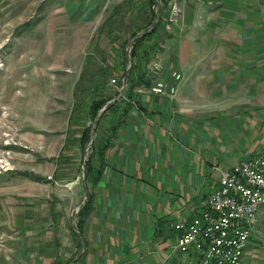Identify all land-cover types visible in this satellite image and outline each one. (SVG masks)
Returning a JSON list of instances; mask_svg holds the SVG:
<instances>
[{"label": "crops", "instance_id": "crops-1", "mask_svg": "<svg viewBox=\"0 0 264 264\" xmlns=\"http://www.w3.org/2000/svg\"><path fill=\"white\" fill-rule=\"evenodd\" d=\"M165 2L166 14L174 3L180 12L145 43L148 54L135 57L132 76L143 78L133 99L113 101L116 107L95 125L91 102L96 92L110 98L107 81L72 101L62 95L73 91L56 98L47 91L51 97L38 103L33 71L38 78L63 71L90 77L84 48L76 70L71 57L56 54L53 22L61 16L69 30L63 46L84 47L101 27L105 0H0V114L13 111L24 145L2 144L0 118V157L10 163L0 167L6 264H199L173 249L179 236L173 225L199 213L224 171L264 157V0ZM94 44L112 59L114 76H122L126 50L115 31L101 29ZM33 46H45V53L33 58ZM156 80L176 94H153ZM258 227L243 264H264Z\"/></svg>", "mask_w": 264, "mask_h": 264}, {"label": "built area", "instance_id": "built-area-1", "mask_svg": "<svg viewBox=\"0 0 264 264\" xmlns=\"http://www.w3.org/2000/svg\"><path fill=\"white\" fill-rule=\"evenodd\" d=\"M178 11L177 5H173L170 21ZM173 78L178 81L182 77L174 73ZM112 83L117 81L114 79ZM117 90L120 93L122 87ZM150 90L166 97L177 92L175 86L163 80H156ZM5 116L8 113L3 110L2 117ZM3 135L4 146H23L18 130L4 131ZM0 167L9 169L10 163L0 157ZM261 219L264 221V157L253 156L222 173L219 183L190 221L173 225L179 232L173 249L192 255L199 264H243L246 248Z\"/></svg>", "mask_w": 264, "mask_h": 264}, {"label": "rangeland", "instance_id": "rangeland-1", "mask_svg": "<svg viewBox=\"0 0 264 264\" xmlns=\"http://www.w3.org/2000/svg\"><path fill=\"white\" fill-rule=\"evenodd\" d=\"M126 1L128 0H105L106 3H104L105 9L103 11V20L101 21L102 23L101 27L95 28L92 31H90L92 34L88 38H86L88 39V43L84 47L80 46V48L76 47L77 45L63 46V43H61L62 39L66 36L69 30L62 28L63 24H62L61 16H59L61 14H58L59 18L55 22H53L54 27L58 26V29H59V30L54 29L53 31L54 36L56 37L55 41L57 42L59 39V43L58 44L55 43V46H54V49H56L55 52L57 51L56 54L60 56V59L63 58L67 60V59H70L71 57V59L73 60L72 68L76 70V66L77 65L79 66V63L76 62L77 60L76 57H80V53L82 52L84 48L83 52L81 53L82 54L81 59L82 60H85V58L89 59L86 64L89 65L87 66V70L91 76L90 77H78L76 76L77 74L73 73L71 74L72 75L71 77H65L62 75L64 73L63 71V72H58V73L55 72L52 79L38 78L36 77L35 72L33 71V102H38V103H41L42 101L45 102L46 98L51 97L50 94H46L47 91H52L53 97L56 98L57 96H60L58 95V91L63 90V89L64 90L67 89V91H73V93L65 92L62 95V96L71 95V97L73 98L71 99L72 101L74 100V98L76 99L78 91L84 89L83 92L88 93L91 89L100 86L105 81H107L106 85L108 87V90L110 91V94L108 96L111 98V101H109V103H113V101L117 102L118 100L124 98L125 90L124 92H122L121 90V92L118 93L117 87L119 86V87H122L123 89V79H124V76L127 74V70L129 66L131 67V63L129 62L125 75L123 74L121 76V74H119V75H116L115 77L113 73L114 68L112 70L110 66V62H112V59L109 60V58L106 57L105 54H103L102 52H99L98 46L94 44V39L96 40L97 35H99L101 29H104L107 27V28H110L111 30H114L118 38L121 39L122 42L124 43L126 54L130 58L131 52L133 49V40H134L133 35L136 32H139L138 36L143 35L144 32L141 30L147 28L149 24V19L147 18V15L144 13V10L140 9V4L142 0H132V2L129 5L127 4V6H126ZM155 1L156 3L153 6V9L155 10L156 13H158L159 9L162 7L163 1L162 0H155ZM173 5H177V4L174 3ZM125 7H127L128 12L124 10ZM172 7L169 9V13L165 14L166 17L164 18L163 23L166 25L165 26L166 28L176 20L180 12L178 11L177 12L178 14L176 15V17H174L173 21H170ZM158 20H159V17H158ZM163 23L161 25H163ZM153 25H151V27L149 26L150 28L149 31L151 30ZM40 27H41V24L39 22L37 24H33V36L34 37L40 36L39 34ZM43 32H45V29ZM86 33L88 32L86 31ZM33 48H34L33 58L36 53H45V50H46L45 46L39 47L42 51L39 50L36 46H33ZM75 48H79V49H75ZM80 49H81V52H80ZM62 54H64V57L61 56ZM0 64L2 65V68H0L1 70L4 68L3 61L0 60ZM114 79L117 81L116 84L112 83V80ZM120 80H121V85H119ZM37 87L40 88L39 89L40 93H35L34 90ZM61 102H63L61 98L58 101H56L55 99L52 100L51 98V103H61ZM3 110H5L8 113V116H5L4 118L2 117ZM15 116L16 115L10 109L7 110L5 108L1 110L0 118L2 119L1 121L2 144L4 141V135H3L4 131H12L15 129L19 131V135L21 133L20 132L21 127L18 124H15L16 119H17V117ZM19 139L21 141L20 136H19ZM10 147H13V146H10ZM90 155H91V150L86 152V157H84L85 158L84 160L87 161ZM1 219L2 218H0V221ZM260 223L261 224L259 225L258 228L259 230L263 232V236H264V226H263L264 221L261 219ZM12 244L13 242L10 243V241H7V240L5 241V246L7 247ZM3 245L4 243L0 240V248ZM263 245H264V241H263ZM263 245H261L260 247L261 249ZM5 259H6V252L4 249H2L0 251V264H6Z\"/></svg>", "mask_w": 264, "mask_h": 264}, {"label": "trees", "instance_id": "trees-1", "mask_svg": "<svg viewBox=\"0 0 264 264\" xmlns=\"http://www.w3.org/2000/svg\"><path fill=\"white\" fill-rule=\"evenodd\" d=\"M162 7L159 9L158 13L155 12V10L153 9V6L155 5L156 1L155 0H142L141 4H140V9L143 8L144 9V13L146 15H148L147 18H149V24L147 26V28L145 29H142L141 31L144 32L143 35L141 36H138V33L139 32H136L134 33L133 35V49H132V52H131V56H130V60H131V70L129 72V75H128V81H127V87L125 89V92H124V98L125 99H120L119 101L121 102H126L128 99L131 100L133 99V89L136 87V86H139L142 82V78L143 77H140L138 79H134V77L132 76V72H133V69H134V59L135 57L137 56H140V55H146L148 54V52L146 51V48L144 47L145 43L150 40L153 35L157 32L158 28L161 26V24L163 23L164 21V18L166 17V6H167V2H165V0H162ZM132 2V0H128L126 1V6L127 4L129 5L130 3ZM125 9H127V7H125ZM159 17V20L158 22L156 23V26L155 28L151 31V32H148L149 31V26L151 27V25H153L154 21H155V18L156 17ZM140 31V32H141ZM124 75L126 74V68L128 67L129 65V56H127L126 54V51H124ZM97 94H95V97L94 99L92 100L91 102V117L93 120L97 119V117L99 116L100 114V111L106 106V104L111 100V98H100L99 96V93L96 92ZM99 97V98H98ZM116 107V103L112 104L110 106V108H108L107 112L112 110L113 108ZM104 116V114L102 115V117ZM91 136H92V128L91 127H88L85 132H84V135H83V144L84 145H87L90 140H91ZM93 148V144H92V147L91 149ZM90 164H91V155L88 159V161L86 162V170H87V173L89 172L90 170ZM84 207L81 209V211L79 212V222H78V228L81 227L82 223H83V220H84Z\"/></svg>", "mask_w": 264, "mask_h": 264}, {"label": "water", "instance_id": "water-1", "mask_svg": "<svg viewBox=\"0 0 264 264\" xmlns=\"http://www.w3.org/2000/svg\"><path fill=\"white\" fill-rule=\"evenodd\" d=\"M157 6H158V5H157ZM157 21H158V16L156 17V20H155V22H154V25L152 26V28H151V30H150L149 32H151L152 29L156 26ZM130 68H131V67L129 66V68H128V70H127V74L124 76L122 92H124V90H125V88H126V86H127L128 73H129V71H130ZM112 104H113V103H108V104H107V105L101 110L98 119L95 121V125L98 124L99 119H100V117L102 116V114H103L108 108H110V106H111ZM83 186H84V189H85V187H86V183H85V181H84V185H83ZM84 201H85V195H83V198H82V201H81L80 205H82V204L84 203Z\"/></svg>", "mask_w": 264, "mask_h": 264}]
</instances>
